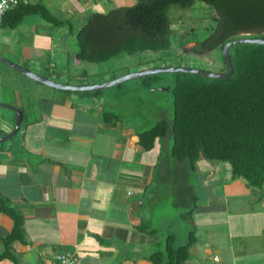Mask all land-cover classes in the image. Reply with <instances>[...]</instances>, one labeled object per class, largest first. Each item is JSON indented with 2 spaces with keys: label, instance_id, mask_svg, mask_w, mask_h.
I'll list each match as a JSON object with an SVG mask.
<instances>
[{
  "label": "crops",
  "instance_id": "crops-1",
  "mask_svg": "<svg viewBox=\"0 0 264 264\" xmlns=\"http://www.w3.org/2000/svg\"><path fill=\"white\" fill-rule=\"evenodd\" d=\"M60 61L12 63L65 85L102 83L91 78L97 64L77 60L75 53ZM0 63V104L21 114L15 134L0 142V196L22 218V242L12 244L18 264H55L62 252L76 264H150L147 257L164 249L168 234L176 240L173 225L181 219L208 242L195 238L190 256L200 246L204 257L224 248L233 259L244 257L233 244L257 240L251 228L262 234L264 218L262 224L254 218L264 214V185L250 189L242 179L232 180L226 163L200 159L187 171L170 156L168 139L148 151L140 147L144 130L117 114L118 98L58 91ZM103 111L120 118L104 123ZM14 127L15 113L0 107V139ZM250 212L253 219L245 218ZM12 225L0 212V254ZM257 249L251 263H240L264 264ZM0 264L13 263L4 258Z\"/></svg>",
  "mask_w": 264,
  "mask_h": 264
},
{
  "label": "trees",
  "instance_id": "trees-1",
  "mask_svg": "<svg viewBox=\"0 0 264 264\" xmlns=\"http://www.w3.org/2000/svg\"><path fill=\"white\" fill-rule=\"evenodd\" d=\"M195 2L212 11L214 25L204 39L188 46L189 52L204 55L237 39L264 38V0H137L105 13H90L75 32V58L100 64L120 55L167 50L171 34L169 10L173 6L190 9ZM27 15H37L55 27L66 22L56 18L42 1L8 10L1 28L15 29ZM228 58L232 74L226 79L173 73L172 119L160 120L140 132L139 145L148 151L156 140L168 139L170 156L184 163L187 171L195 170L200 159L226 163L232 180L242 179L248 188L261 189L264 185V45L235 43L228 50ZM118 118L108 111H103L101 116L104 123H114ZM0 212L13 223L3 238L0 259L18 264L12 244L22 242V218L1 196ZM146 232L156 235L154 230ZM194 241V231H189L186 244L175 248V236L168 234L163 251L152 252L147 260L150 264H187Z\"/></svg>",
  "mask_w": 264,
  "mask_h": 264
},
{
  "label": "rangeland",
  "instance_id": "rangeland-1",
  "mask_svg": "<svg viewBox=\"0 0 264 264\" xmlns=\"http://www.w3.org/2000/svg\"><path fill=\"white\" fill-rule=\"evenodd\" d=\"M136 1L103 0L94 6L88 0H43V3L56 18L66 21L64 25L55 27L37 15L25 16L15 29H0V58L10 62H19L25 59L27 62L32 61L33 64L38 61L44 62L47 59L60 64L62 63L60 60L66 59L67 54L73 59L74 53L77 52L75 32L90 13H105L119 6H129ZM211 12L207 6L200 2H195L190 9L182 10L178 7H171L169 10L170 46L167 50L120 55L107 62L97 64L94 69L98 74L92 75V80L102 81V83L95 84L99 85L142 71L180 67L217 74L225 73L226 66L223 61L222 49L215 48L204 55H197L187 50L194 41L202 40L208 35L210 28L214 25ZM77 16L79 17L77 18ZM70 29L73 31L70 32ZM49 46H52L51 51ZM0 65L4 64L0 63ZM58 72H60L59 69H53V73ZM149 76L152 78H147ZM102 78H106V81L103 82ZM174 81L173 73L143 75L128 79L118 84V87L115 85L100 91L107 99L118 98L119 102H117L115 111L120 117L122 116L130 122L136 121L139 130H147L160 120L169 122L172 119L173 95L171 90ZM112 103L115 102L112 101ZM253 210L256 211V215L262 214L255 208ZM241 213H245V210ZM262 217L264 218V214L255 217L254 220L258 219L262 224ZM245 218L253 219L252 213L250 212V216ZM254 227L257 226L254 225ZM173 228L176 232L174 247L185 245L189 232L185 222L182 219L178 220ZM249 232L251 235L256 234L257 240H248L241 245L233 244L238 247L237 251H242L244 257L231 258L229 255L233 253L229 248H224L223 254L215 250L210 256L204 257L200 252L202 248L197 246L189 256L187 264H234L236 260H239L237 264L251 263L253 256L257 253L255 252L256 248H258V254L264 253V228L260 232L262 234H258L254 228L249 229ZM194 236L198 239V244L208 243L204 232L203 234L194 232ZM214 242L219 244L216 240ZM215 255L218 258L221 257V261L216 259L217 261L213 262L212 259Z\"/></svg>",
  "mask_w": 264,
  "mask_h": 264
},
{
  "label": "water",
  "instance_id": "water-1",
  "mask_svg": "<svg viewBox=\"0 0 264 264\" xmlns=\"http://www.w3.org/2000/svg\"><path fill=\"white\" fill-rule=\"evenodd\" d=\"M235 43L264 45V38L249 37V38H244V39H237V40L230 41V42L226 43L222 49L223 61H224L226 68H227V71L225 73L217 74V73L205 72L202 70H195V69L181 68V67L180 68L151 69V70L142 71V72L131 74V75H125L123 77H120L116 80H113V81L105 83V84L89 85V86H70V85L60 84V83L48 80L46 78L40 77V76H38L32 72H29V71L21 68L20 66L12 63L10 61H6L3 59H0V61L4 62L5 64H7L11 68L15 69L16 71L26 75L30 79H32L36 82H39L45 86H48L50 88L56 89V90L69 91V92H96V91H100L104 88H108L111 86L118 85V84H120V83H122L128 79H131V78H135V77H139V76H143V75L158 74V73H179L180 72V73H190V74H195V75H201V76H205V77H209V78L226 79V78L230 77V75L232 74V67H231V64H230L229 58H228V50H229L230 46H232ZM0 107L9 109L13 113H15V127L8 135H6L0 139V142H1V141L9 139L10 137H12L15 134V132L18 128V124L20 121L21 114H20L19 110L15 109L13 107H10L8 105H5V104H0Z\"/></svg>",
  "mask_w": 264,
  "mask_h": 264
},
{
  "label": "built area",
  "instance_id": "built-area-1",
  "mask_svg": "<svg viewBox=\"0 0 264 264\" xmlns=\"http://www.w3.org/2000/svg\"><path fill=\"white\" fill-rule=\"evenodd\" d=\"M43 0H0V28L5 13L20 4H35ZM55 264H76V258L68 253H58L54 257Z\"/></svg>",
  "mask_w": 264,
  "mask_h": 264
}]
</instances>
